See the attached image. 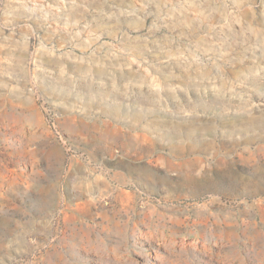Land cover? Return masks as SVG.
Wrapping results in <instances>:
<instances>
[{"label":"rangeland","instance_id":"obj_1","mask_svg":"<svg viewBox=\"0 0 264 264\" xmlns=\"http://www.w3.org/2000/svg\"><path fill=\"white\" fill-rule=\"evenodd\" d=\"M0 264H264V0H0Z\"/></svg>","mask_w":264,"mask_h":264}]
</instances>
